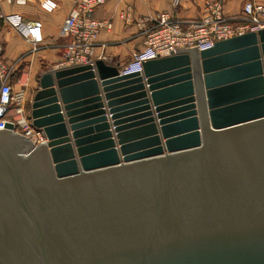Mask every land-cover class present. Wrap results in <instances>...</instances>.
Listing matches in <instances>:
<instances>
[{"label":"water","instance_id":"obj_1","mask_svg":"<svg viewBox=\"0 0 264 264\" xmlns=\"http://www.w3.org/2000/svg\"><path fill=\"white\" fill-rule=\"evenodd\" d=\"M175 50L39 77L45 143L0 130V264H264V28Z\"/></svg>","mask_w":264,"mask_h":264},{"label":"built area","instance_id":"obj_2","mask_svg":"<svg viewBox=\"0 0 264 264\" xmlns=\"http://www.w3.org/2000/svg\"><path fill=\"white\" fill-rule=\"evenodd\" d=\"M106 0H75V5L63 20L59 37L65 40L62 48L63 67L92 63L95 42L102 31H110L111 21H101L94 17L95 10ZM182 0H170L178 7ZM17 6L26 5L28 0H0L1 3ZM39 7L45 13H52L58 7L55 0H38ZM0 20L12 29L21 32L30 52H36L46 46L40 21L24 22L17 13L3 14ZM141 48L130 55V62L122 69L124 73L142 70L144 61L178 54L175 49H208L215 42L264 28V4L247 1L240 16L225 15L221 0L205 1L199 19L193 22L183 21L166 11L157 12L151 18L141 19ZM3 47L0 44V57ZM11 73L0 64V130L6 123L13 131L34 145L45 143L42 132L32 126L26 109L27 95L25 85L16 88L11 81Z\"/></svg>","mask_w":264,"mask_h":264},{"label":"crops","instance_id":"obj_3","mask_svg":"<svg viewBox=\"0 0 264 264\" xmlns=\"http://www.w3.org/2000/svg\"><path fill=\"white\" fill-rule=\"evenodd\" d=\"M58 7L52 13H45L39 7L38 0H28L26 5L17 6L1 3L3 14L17 13L24 22L40 21L46 46L39 51L30 52L21 32L12 29L0 20V44L3 64L12 77L16 88L25 85L27 95L26 109L34 91L38 88L39 77L52 69L63 67L62 48L65 40L59 37L60 27L65 17L75 5V0H55ZM209 0H182L178 7H173L170 0H106L104 5L95 10L94 17L101 21H111L110 31H102L95 42L93 60H103L107 64L123 69L130 62L133 51L141 48V19L151 18L157 12L166 11L175 17L193 22L199 19L202 6ZM225 15L240 16L245 2L264 4V0H221Z\"/></svg>","mask_w":264,"mask_h":264}]
</instances>
